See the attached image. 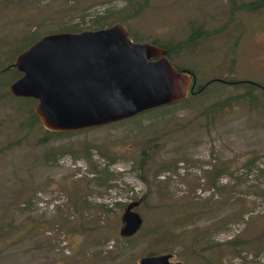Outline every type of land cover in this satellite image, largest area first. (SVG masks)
Masks as SVG:
<instances>
[{"label": "rangeland", "instance_id": "1", "mask_svg": "<svg viewBox=\"0 0 264 264\" xmlns=\"http://www.w3.org/2000/svg\"><path fill=\"white\" fill-rule=\"evenodd\" d=\"M116 23L180 45L168 60L205 88L100 127L32 124L7 91L14 58ZM248 83L264 85V0H0V264H264V92Z\"/></svg>", "mask_w": 264, "mask_h": 264}, {"label": "water", "instance_id": "2", "mask_svg": "<svg viewBox=\"0 0 264 264\" xmlns=\"http://www.w3.org/2000/svg\"><path fill=\"white\" fill-rule=\"evenodd\" d=\"M11 67L21 76L8 86V93L36 101L33 112L50 132L130 119L185 98L195 84L163 49L132 42L119 23L45 35L20 52ZM136 205L129 203L121 215V237H131L141 225L132 211ZM170 259L167 254L147 256L138 264H181Z\"/></svg>", "mask_w": 264, "mask_h": 264}, {"label": "trees", "instance_id": "3", "mask_svg": "<svg viewBox=\"0 0 264 264\" xmlns=\"http://www.w3.org/2000/svg\"><path fill=\"white\" fill-rule=\"evenodd\" d=\"M260 4V3H259ZM197 31H192V33H190V35L188 36V38L186 39V43L187 42H191L193 39H195V38H197ZM37 41V40H36ZM35 42V41H34ZM34 42H31L30 43V45L31 44H33ZM29 46V45H28ZM27 46V47H28ZM26 47V48H27ZM155 47H157V48H161V49H163L164 51H165V54H166V56H167V58L168 57H170V55H171V53H173V52H175V51H177L179 48H180V45H158V44H155ZM26 48H24V50L26 49ZM23 50H21L20 52H22ZM19 52V53H20ZM175 67V66H174ZM175 68H177V67H175ZM178 69V68H177ZM7 70V68L6 69H3L2 71L3 72H5ZM190 73V72H189ZM12 79H11V82L9 83V85L12 83V82H14L16 79H18L21 75H20V73H18L14 68H13V70H12ZM190 76L194 79V76L190 73ZM13 77H15V79L13 80ZM13 80V81H12ZM195 81V80H194ZM211 82H217V81H209V82H207V85L209 84V83H211ZM221 83V82H220ZM8 85V86H9ZM248 85H249V88H252V87H255V86H257L259 89H261V90H263V92H264V85H262V86H259V85H254L253 83H248ZM205 84L201 87V88H198L197 90H195L194 92H193V88H192V90L191 91H187V94H186V97L187 96H190V97H188V98H191V97H193V96H195V95H197V94H199L204 88H205ZM9 94V93H8ZM186 97L185 98H183V99H181V100H179V101H177V102H174L173 104H176V103H181V102H183L185 99H186ZM14 98V97H13ZM19 101H23V102H26V103H28L29 104V120L30 121H32L33 123L32 124H40V120H39V118L37 117V115L33 112V109H34V106H35V104H36V101H34L33 99H27V98H20V100ZM172 105V104H171ZM169 106V105H168ZM166 106H164V107H160V108H157V109H153V110H150V111H148V112H153V111H157V110H160L161 108H165ZM40 126L42 127V125L40 124ZM46 132H48V133H55V134H57V133H59V132H50V131H48V130H46ZM207 264H208V262H206Z\"/></svg>", "mask_w": 264, "mask_h": 264}]
</instances>
